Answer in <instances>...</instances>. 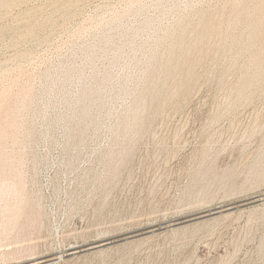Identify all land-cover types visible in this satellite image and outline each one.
I'll return each mask as SVG.
<instances>
[{
	"label": "rangeland",
	"instance_id": "1",
	"mask_svg": "<svg viewBox=\"0 0 264 264\" xmlns=\"http://www.w3.org/2000/svg\"><path fill=\"white\" fill-rule=\"evenodd\" d=\"M32 263L264 264V0H0V264Z\"/></svg>",
	"mask_w": 264,
	"mask_h": 264
},
{
	"label": "bare ground",
	"instance_id": "2",
	"mask_svg": "<svg viewBox=\"0 0 264 264\" xmlns=\"http://www.w3.org/2000/svg\"><path fill=\"white\" fill-rule=\"evenodd\" d=\"M70 249H71V248H70ZM72 249L74 250V249H76V247H73ZM72 249H71V250H72ZM34 264H37V263H34Z\"/></svg>",
	"mask_w": 264,
	"mask_h": 264
},
{
	"label": "water",
	"instance_id": "3",
	"mask_svg": "<svg viewBox=\"0 0 264 264\" xmlns=\"http://www.w3.org/2000/svg\"><path fill=\"white\" fill-rule=\"evenodd\" d=\"M32 264H34V263H32Z\"/></svg>",
	"mask_w": 264,
	"mask_h": 264
}]
</instances>
